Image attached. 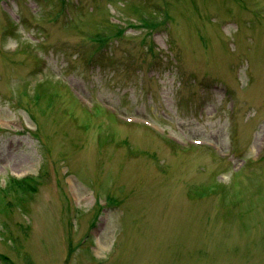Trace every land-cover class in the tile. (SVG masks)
I'll use <instances>...</instances> for the list:
<instances>
[{
    "label": "rangeland",
    "instance_id": "374dc122",
    "mask_svg": "<svg viewBox=\"0 0 264 264\" xmlns=\"http://www.w3.org/2000/svg\"><path fill=\"white\" fill-rule=\"evenodd\" d=\"M0 264H264V0H0Z\"/></svg>",
    "mask_w": 264,
    "mask_h": 264
},
{
    "label": "trees",
    "instance_id": "16d2710c",
    "mask_svg": "<svg viewBox=\"0 0 264 264\" xmlns=\"http://www.w3.org/2000/svg\"><path fill=\"white\" fill-rule=\"evenodd\" d=\"M28 180L29 178H21V179L19 178L16 182H17V185H20L23 188H26V189L29 187L34 188V186L31 185Z\"/></svg>",
    "mask_w": 264,
    "mask_h": 264
}]
</instances>
